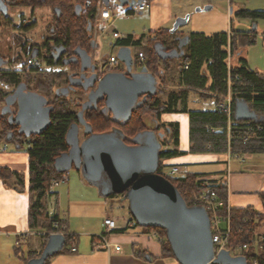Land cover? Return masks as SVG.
I'll return each mask as SVG.
<instances>
[{
  "label": "trees",
  "instance_id": "obj_1",
  "mask_svg": "<svg viewBox=\"0 0 264 264\" xmlns=\"http://www.w3.org/2000/svg\"><path fill=\"white\" fill-rule=\"evenodd\" d=\"M2 1L6 5L17 7H58L60 13L58 16L53 13V22L48 27L47 40L45 41L55 38V44H60L69 51L76 49L89 51L94 45L92 43V29L98 0H90V5L87 7H84L85 0ZM235 15L239 18H249L255 22L256 19L264 18V10L240 9L235 12ZM21 26L27 29L23 24ZM187 36L189 40L183 46L184 54L178 58L166 57L163 59L156 53L157 47H162L164 54L177 48L179 36L176 35V30L170 32V29L167 28L149 33L144 41L143 38L135 39L132 34L117 37L112 45L114 47L130 46L131 50L136 48V54L134 53L137 60L136 67L145 66L147 71L153 73L157 79L156 91L148 96L138 108L133 109L129 119L122 124L120 123V127L125 135L130 136V140L141 132L154 131L157 133L162 130L164 139L159 152L157 173L167 178L178 189L187 205L192 206L189 195L198 188L200 179L192 173H179L176 176L167 174L166 167L168 164L165 160L179 152L175 149L170 150L165 146L177 144L179 131L177 123L161 122V115L169 112L187 113L189 151L191 152L225 153L228 146L233 152L238 153L263 151L264 119L257 122L261 125V129L256 130L254 128L252 133L247 132L242 127L241 124L244 121L233 119V127L230 129L228 141L227 115L217 108V104L229 91L233 99L244 100L258 116L264 117V70L259 72L250 69L242 52V47L255 42V29L231 31L229 34L217 32L211 35H206L203 32H192ZM45 46H47L46 43ZM21 48L24 51L23 56L17 55L15 59L11 60L12 62L15 63L19 60L21 61L20 64H23V59L28 53L24 47ZM139 53L143 55V59L140 61ZM229 55L232 58L230 67L227 64ZM168 59L177 60L178 72L168 74L170 71ZM44 61L48 66L59 64L53 61L51 57H47ZM103 64L107 66V59L103 60ZM65 65L69 70H75L79 67L78 62H68ZM185 66L187 67L185 68ZM112 70H122L121 64L117 62L116 67ZM66 77L68 78V75L64 71L52 72L38 77L10 70L8 66L0 68V97H3L6 85L11 86L20 83L25 84L33 92L44 95L48 104L52 106L50 123L42 132L28 135L15 132L14 138L11 140L15 143V147L18 146L19 148H22L23 143H26L27 172L25 176L21 175V172L0 166V179L4 183L13 179L12 186L14 189L28 192L30 199L27 210V225L29 230L43 232L41 247L43 248L45 245L49 234L60 232L65 236L63 251L70 250L69 245L77 241V236L67 232L65 222L58 217L57 213L48 211L46 199L51 194L52 181L63 179L66 172H59L56 169L55 159L68 151L69 144L66 140V134L71 124L76 122L77 112L79 108L81 109L79 102L81 92L73 91L72 98H67L55 91L57 83ZM167 82L176 85L177 88L167 89L165 86L168 84ZM191 91L198 92L203 97L210 96L213 98L214 107L204 110L189 109L185 102ZM161 94H165L166 98L162 99ZM101 104L102 101L99 102L98 106ZM98 110L86 108L84 116L92 125L95 133L108 131L114 122L105 119ZM145 115H150L156 121L154 128H149L145 124L143 121ZM253 124L251 121L249 125ZM0 126L1 143L2 140L6 141V131L13 130L16 124L11 123L8 117L0 111ZM245 136H248V141L244 143ZM214 190L220 197H223L226 186L221 184L214 187ZM110 196H120L123 199L124 194H112ZM261 196L264 199V193ZM123 200L127 203L125 199ZM127 210L131 216L128 203ZM263 214L250 207L232 208L231 211L229 241L232 245L237 243L247 245V250L242 255L247 258L248 264H252L253 259L261 262L264 259L263 249L255 250L254 248V221L256 219L262 220ZM244 218L247 219V223L242 221ZM132 221H134L133 217ZM134 224L139 226L135 221ZM141 228L157 233L161 246V256L174 257L163 229L157 227ZM35 256L31 253L26 258V262ZM49 259L50 257L45 260L44 264H48Z\"/></svg>",
  "mask_w": 264,
  "mask_h": 264
},
{
  "label": "water",
  "instance_id": "obj_2",
  "mask_svg": "<svg viewBox=\"0 0 264 264\" xmlns=\"http://www.w3.org/2000/svg\"><path fill=\"white\" fill-rule=\"evenodd\" d=\"M101 1L108 3V0ZM141 1L116 0V4L133 6ZM0 10L6 14V4L2 0ZM53 11L57 16L60 13L58 7H54ZM185 22V18H177L170 32H174ZM188 40V36L178 37L176 49L164 54L163 48L157 47L156 53L163 59L178 58L184 54L183 46ZM117 49L116 58L122 64V70L105 71L101 77L95 72L100 63L93 64V56L83 50L89 63L81 64L80 68L91 70V76L83 78V81H86L85 89L95 84V88L88 93L89 100L83 102L81 110L77 112L78 121L88 136L78 144V125L71 124L66 134V140L71 143L67 154L76 152L81 158L72 155L68 157L71 160H64L65 153L61 154L55 159L56 169L59 172L71 168L79 170L88 182L99 188L103 196L123 193V199L128 202L129 212L140 227H157L165 231L166 239L178 264H248L244 255H232L226 249L215 255L206 210L202 206H188L178 189L167 178L157 173L161 140L164 139L162 132L138 133L132 139L134 143L128 145L121 137L116 136V131L122 133L120 129L113 127L109 131L94 133L92 125L84 118V110L93 103L96 105L97 99H102L103 106L99 113L105 119L117 121L121 118L125 122L132 110L138 108L156 91V76L147 71L145 66L136 71L130 46H118ZM30 55L37 57L34 51ZM6 64L7 60L0 56V67ZM79 77L81 78V75ZM17 97V109L14 113L9 111V121L19 125L20 131L26 135L42 132L50 123L52 106L46 105L43 97L36 94L19 91ZM5 112L3 107L1 113ZM108 112H111L110 118ZM234 119L260 121L264 117L258 116L244 100L236 99ZM11 140L12 133L9 132L6 141ZM64 243V234L60 232L49 234L40 253L30 258L26 264H44L47 258L63 249Z\"/></svg>",
  "mask_w": 264,
  "mask_h": 264
},
{
  "label": "crops",
  "instance_id": "obj_3",
  "mask_svg": "<svg viewBox=\"0 0 264 264\" xmlns=\"http://www.w3.org/2000/svg\"><path fill=\"white\" fill-rule=\"evenodd\" d=\"M144 1L149 2L148 9H153L150 0H142L141 2ZM231 13L232 9H230ZM211 34L213 33L206 35ZM117 37L121 36L117 35L115 39ZM92 41L96 46L93 35ZM142 59L139 58V61ZM247 64L250 69L259 71L253 68L248 61ZM263 70L259 72H263ZM196 93L198 92L191 91L189 93L185 102L187 107L189 101L198 99ZM160 121L163 123H177L179 131L177 144L175 146L170 144L165 146L170 150L175 149L179 152L166 159L167 164L178 165L180 174H196L199 179H219L223 177L227 167V151L225 153L189 151L187 113L184 112L182 115L170 112L163 113ZM151 123L154 125L156 121L151 120ZM248 153L251 152H245L243 161L236 160L237 164L233 169H230L232 163L230 165L229 162L230 172L226 186L229 192L228 200L232 208L250 207L263 214L264 199L261 194L264 193V164H260L258 158ZM247 158L248 161L246 162L245 159ZM0 166L26 174L27 155L20 150L0 152ZM62 181L63 179H60L57 185L50 189L51 194L60 197L61 190L65 187L62 186ZM7 183H11L10 186ZM13 183V179L8 180L6 183L0 179V264H26V258L31 253L38 255L42 250L43 232L29 230L27 225L29 194L25 190L14 189ZM67 189L64 188L63 192L65 193ZM115 197L119 198L117 200L120 205L119 212L115 213L112 208H104L95 221H90L84 216L82 217V223L80 221L74 222L70 215L66 217L64 211L48 209L50 213H57L58 217L65 222L68 233L77 236V241L74 243L75 251H59L50 257L48 264H178L172 256H161L160 242L151 236L152 231L136 226L127 208L123 205L125 201L120 196ZM62 208L60 207V209ZM107 216L116 221L118 229L106 234L107 241L110 244L109 248H95L94 244L100 241L98 236L105 231L103 220ZM262 218V220L256 219L254 221L255 250L262 247L260 237L264 234V230L258 229V226L264 224V214ZM113 245H119L121 249H115Z\"/></svg>",
  "mask_w": 264,
  "mask_h": 264
},
{
  "label": "rangeland",
  "instance_id": "obj_4",
  "mask_svg": "<svg viewBox=\"0 0 264 264\" xmlns=\"http://www.w3.org/2000/svg\"><path fill=\"white\" fill-rule=\"evenodd\" d=\"M1 1V0H0ZM153 9L146 8L141 13H130L128 6H119L116 0H108L105 5H111L110 10L112 18L108 21H102L96 16L93 24L92 35L96 42L94 48L93 59L101 63L102 59H108L110 55L116 56L117 47L111 45L115 36H125L132 34L136 39L145 38L149 33L157 31L158 29L167 28L172 29L177 18H185L186 22L179 26L176 30V35L187 36L192 32H203L206 34L214 32H227L237 30H248L255 28L256 37L255 42L242 47L244 57L248 63L257 70L264 68V18H259L253 22L249 18H239L235 15L240 9L264 10V0H150ZM210 7L209 9H205ZM230 9L232 13L230 14ZM53 10L50 6L31 7H17L6 5V14L0 10V56L7 59L9 62L15 59L17 52L25 43H40L41 38L48 35V27L53 22ZM128 11V12H127ZM33 17L36 24L26 29L22 28L23 22L27 23ZM24 43V44H23ZM22 45V46H21ZM145 47V46H144ZM143 49V48H142ZM133 53L136 54V48H133ZM232 60V58H231ZM47 69L51 68L54 72H61L67 70L66 67L60 65H53L48 67L45 61L42 60ZM170 65L168 74L178 72L177 60H167ZM21 61L10 62L9 68H19ZM140 67H136L138 71ZM171 77V75H169ZM61 81L57 85H61ZM165 84L167 89H175L176 85L167 82ZM163 87V86H162ZM25 86L20 85L19 91H25ZM198 99L188 102L189 109L204 110L210 109L214 106V99L211 97L203 98L199 93H196ZM162 99L166 98L165 94H161ZM2 104V97H0V105ZM178 115L184 112H170ZM152 118V119H151ZM154 120L150 115H145L143 121L149 128H154L156 124H152ZM182 123V122H181ZM1 127V126H0ZM1 129V128H0ZM162 132V130H159ZM1 142L7 143V151L20 150L25 152L26 143L22 144V148L17 149L15 143L12 141ZM259 159L260 164H264V151L248 153ZM249 155V156H250ZM237 159L231 156L230 169H233L237 164ZM246 162L248 158L245 159ZM166 167V171L170 168ZM24 175V172H21ZM11 183H7L10 186ZM63 189H67L64 193L61 190L60 197L55 194H49L46 199V206L49 210L58 209L64 211L66 217L71 216L74 222L82 221V217L86 216L90 221H95L100 212L106 209H113L115 213L119 212L118 197H105L100 193L101 191L95 185L88 182L75 168H71L64 173L62 181ZM68 184V185H67ZM67 185V186H66ZM56 191V190H55ZM124 201V200H123ZM128 203V202H127ZM127 203L123 205L127 208ZM60 207H63L60 209ZM258 229L264 230V224L258 226ZM63 251V250H62ZM235 254L234 251H231Z\"/></svg>",
  "mask_w": 264,
  "mask_h": 264
},
{
  "label": "built area",
  "instance_id": "obj_5",
  "mask_svg": "<svg viewBox=\"0 0 264 264\" xmlns=\"http://www.w3.org/2000/svg\"><path fill=\"white\" fill-rule=\"evenodd\" d=\"M98 3L99 5H97L96 7L95 18L96 16H98L100 20L109 22L112 18L110 10L113 7L111 5H105L104 3H101V0H98ZM89 5H90V0H85L84 7H87ZM148 7H149V2L147 1L135 3L133 6H129L128 9L129 14L142 12ZM138 56L140 59L143 58L142 53H139ZM116 64H117V58L115 56H110L107 59V66H105V64H103L102 62L100 63L97 71L98 76L101 77V75L105 71H109L115 68ZM227 64L229 67L232 64L230 55L228 56ZM186 67L187 66H185V68ZM8 69L15 70L16 72L23 74H42L46 71L43 62L38 57H32L31 55H27L24 57L23 64H21L19 68H15L12 66L9 68L8 66ZM234 103H235V99L232 98L231 93L228 91L227 96L217 104V108L224 111L227 115L226 129L228 132L227 133L228 141H229L230 129L233 127L232 120L234 119ZM250 122L251 121H244V123L241 124L242 127L245 128L247 132L250 133L254 132L253 130L254 128L256 130L261 129V125L257 123L259 121H252L254 123L253 125H249ZM212 130L214 131L213 128ZM246 141H248V136H245L243 140L244 143ZM7 149L8 147L6 143L0 144V152H5L7 151ZM262 150L264 151V147ZM226 153L228 155V160H227V167L225 169L223 177L219 179L200 178V185L195 191H193L189 195V198L192 202V206H202L208 213V217L210 220L211 239H212L215 255L223 249L228 250L230 253L231 251H234L236 255L237 254L242 255V253L247 250V245L240 243L232 245L229 241L231 234V211H232V207L228 200L229 192L226 188L225 195L223 197H220L218 193L214 190V187L221 184L227 186L228 175L230 172L229 162L231 161V156H233V158L239 161H243L245 152H239V153L233 152L231 148L228 146ZM179 173H180V167L178 165H171L170 168L167 170V174L170 176H176ZM58 182L59 180L54 179L52 181L51 188L57 185ZM242 221L244 223H247L246 218H244ZM103 225L105 226V231L98 236L100 241L94 244L95 248H109L110 244L107 241L106 234L112 230L118 229L116 221L110 216L104 218ZM151 236L159 241V236L157 235L156 232L152 231ZM260 241L262 244L261 249H263L264 252V234L260 237ZM113 247L118 250L121 249L119 245H113ZM69 249L70 251H75L76 250L75 244L74 243L70 244ZM252 264H264V259L263 262L257 259H253Z\"/></svg>",
  "mask_w": 264,
  "mask_h": 264
},
{
  "label": "flooded vegetation",
  "instance_id": "obj_6",
  "mask_svg": "<svg viewBox=\"0 0 264 264\" xmlns=\"http://www.w3.org/2000/svg\"><path fill=\"white\" fill-rule=\"evenodd\" d=\"M53 13H54V11H53ZM22 24L24 25V27H27V29H28V28L32 27L34 24H36V20L33 17H31V19H29V21L27 23L23 22ZM41 39L42 40L40 43H38V42L37 43H30L27 41V43H25V45H23V46L21 45V46L26 49V52L28 54H31V52H33V51L35 53H37V57L41 61L46 60L47 57H51L53 61L59 63L57 65H60L61 67L67 68V70H65L64 72L68 75V78L66 77L63 80H60L62 83L60 86L57 85L56 90H55L56 92H60L61 95L66 96L67 98H72V93L74 94L73 91L77 90V91L81 92V99L79 100L80 104L82 105L83 102L88 101L89 100L88 93L90 90H92V88L93 89L95 88V84H93V86H90L88 89H85L86 81L84 82L83 78L90 77L91 76V70L89 68H86L84 70H82L80 68L81 64H83V63L88 64L89 63L86 59V56L83 54V50L76 49L75 51H69L67 48L62 47L60 44H55V38L49 39L47 42L45 41L47 39L44 38V36ZM45 43L47 44V46H45ZM92 43H93V41H92ZM94 45H92V47L89 51H86L88 55L93 56L94 48H95ZM131 52H132V57H133L134 63H136L137 60L135 59L134 53L132 50H131ZM80 53H82V54H80ZM23 54H24V51L21 48V50H19L17 52V55L23 56ZM103 60L104 59H102V61ZM68 62H78V64H79L78 69H75V70L70 69L69 70L67 65H65ZM94 62H96V61H94V59H93L92 63L94 64ZM121 66H122V64H121ZM48 67H52V66H48ZM45 68H46V66H45ZM97 71L98 70L96 69L95 72H97ZM52 72H54V71L51 68H49V69L46 68V71L43 74H31V75L40 77V76H43V75H46V74H49ZM80 75H81V78L79 77ZM20 85H23V84L19 83V84H12L11 86H9V85L5 86V92H4V95L2 97V104L0 105V111L4 107L6 112L3 115L7 116L8 119H9V115H10L9 111L13 112V113L16 112L17 98H18L17 92H19L18 88ZM24 86H25V84H24ZM25 88L26 89H25L24 93H28V94H32V95L36 94L40 97H43V102H46V105H49L47 102V99L45 98L44 95L39 94V93H35L32 90H30L29 88H27L26 86H25ZM100 101H102V104L98 106ZM95 106H96V108H95ZM102 106H103V100L97 99L96 105H95V103H93L89 108H95L98 110ZM79 110H81V109L79 108ZM98 112H99V110H98ZM108 117L109 118L111 117V112H108ZM84 118H85V116H84ZM113 122H114V124L110 126L108 131L113 127L120 129V131L122 133L116 131V136L121 137L122 140L126 144L132 145V140H130V136L125 135L123 133L121 127H120L124 121L120 118L119 120L117 119V121H113ZM74 123H77V125H78L77 138H78V144H80L88 136V134L84 133V127L79 123L78 118H77L76 122H74ZM9 132L12 133V139L14 138L15 132L18 134H25L24 132L20 131V127L17 124L13 130L6 131V135ZM161 141H163V139ZM68 144H69V149L67 152H69L70 147H71V143L68 142ZM67 152H65V154H64L65 155L64 160H71V158H68V157H71L72 155L74 157L80 156L79 154H76V152L71 153L70 155L67 154ZM80 158H81V156H80ZM73 164H74V161H73L72 165Z\"/></svg>",
  "mask_w": 264,
  "mask_h": 264
},
{
  "label": "bare ground",
  "instance_id": "obj_7",
  "mask_svg": "<svg viewBox=\"0 0 264 264\" xmlns=\"http://www.w3.org/2000/svg\"><path fill=\"white\" fill-rule=\"evenodd\" d=\"M226 96H227V94H226L224 97H222L221 101H222ZM62 234H63V233H62Z\"/></svg>",
  "mask_w": 264,
  "mask_h": 264
}]
</instances>
